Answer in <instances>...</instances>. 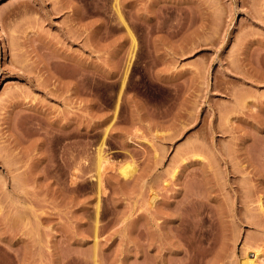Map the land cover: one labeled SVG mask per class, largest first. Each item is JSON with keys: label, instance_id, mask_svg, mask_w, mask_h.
Here are the masks:
<instances>
[{"label": "rangeland", "instance_id": "obj_1", "mask_svg": "<svg viewBox=\"0 0 264 264\" xmlns=\"http://www.w3.org/2000/svg\"><path fill=\"white\" fill-rule=\"evenodd\" d=\"M0 30V264H264V0H0Z\"/></svg>", "mask_w": 264, "mask_h": 264}, {"label": "bare ground", "instance_id": "obj_2", "mask_svg": "<svg viewBox=\"0 0 264 264\" xmlns=\"http://www.w3.org/2000/svg\"><path fill=\"white\" fill-rule=\"evenodd\" d=\"M1 31V30H0ZM2 45V43H0V46ZM127 166V165H126ZM132 167V166H131ZM131 167H129V168H131ZM128 168V166L127 167H125V166H123L122 167V170H123V172H125V173H127V172H129L130 171V169ZM129 170V171H128ZM133 170V169H132ZM131 170V171H132ZM128 174V173H127ZM255 254H256V256H255V258H252L251 256L249 257V256H246V258H244V260H243V264H258L257 263V258L259 257V251L258 250H256L255 251ZM260 254H261V252H260Z\"/></svg>", "mask_w": 264, "mask_h": 264}]
</instances>
